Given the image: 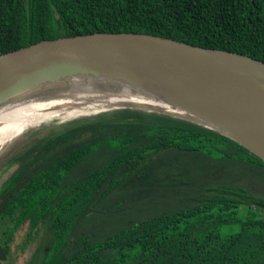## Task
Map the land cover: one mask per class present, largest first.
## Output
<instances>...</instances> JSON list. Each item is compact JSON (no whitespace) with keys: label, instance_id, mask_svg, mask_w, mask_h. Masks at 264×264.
Instances as JSON below:
<instances>
[{"label":"trees","instance_id":"16d2710c","mask_svg":"<svg viewBox=\"0 0 264 264\" xmlns=\"http://www.w3.org/2000/svg\"><path fill=\"white\" fill-rule=\"evenodd\" d=\"M119 29L264 61V0H0V53ZM42 125L0 149V264H264V195L239 172L264 161L231 135L115 103Z\"/></svg>","mask_w":264,"mask_h":264},{"label":"water","instance_id":"95a60500","mask_svg":"<svg viewBox=\"0 0 264 264\" xmlns=\"http://www.w3.org/2000/svg\"><path fill=\"white\" fill-rule=\"evenodd\" d=\"M73 61L169 99L172 108L231 135L264 161V61L143 31L58 33L0 53V99Z\"/></svg>","mask_w":264,"mask_h":264},{"label":"bare ground","instance_id":"6f19581e","mask_svg":"<svg viewBox=\"0 0 264 264\" xmlns=\"http://www.w3.org/2000/svg\"><path fill=\"white\" fill-rule=\"evenodd\" d=\"M54 91L61 92V96L64 93H67L66 96H79L94 102L97 107L110 103L131 104L123 101L141 102L145 99L156 104L171 103L169 99L141 89L106 68L73 61L51 76L34 80L0 99V149L31 124L48 117L47 112L43 113L42 109L50 102L44 99Z\"/></svg>","mask_w":264,"mask_h":264},{"label":"rangeland","instance_id":"374dc122","mask_svg":"<svg viewBox=\"0 0 264 264\" xmlns=\"http://www.w3.org/2000/svg\"><path fill=\"white\" fill-rule=\"evenodd\" d=\"M67 93H64L63 96H61V92H50L48 94V97H46L44 100L49 101L50 104L42 109V112H47L46 114L48 117H45L44 120H41L37 123L31 124L28 128V132L26 134L27 136H30V133L33 132V128H37L38 130L35 132L36 136L44 134L49 131V128L44 127L42 123L50 118H53L55 115H66V114H71V113H81V112H91L96 109L97 106H94V102L86 101L84 98L81 99L79 96L78 97H72V96H66ZM46 95V94H45ZM47 96V95H46ZM126 103H131V104H140L141 106L145 107H162L165 109H169L173 112H180L183 113L187 116L192 117V115H188L185 111H182L180 109H174L172 108L171 105L161 103V104H156L154 102H151L150 100L145 99V101H136V100H128V101H123ZM189 113V112H188ZM50 115V116H49ZM41 125V126H39ZM39 126V127H37ZM22 140V139H21ZM239 172L240 175L243 179L240 180V183H245L248 188H250L254 194H263L264 195V188L262 185L264 184V170L261 167V164L253 166L252 164L249 163H243L240 162L239 167ZM98 223H102V219L100 218ZM23 232L19 234V237L17 238V242L22 241L23 239ZM23 264V258H21L20 263Z\"/></svg>","mask_w":264,"mask_h":264}]
</instances>
